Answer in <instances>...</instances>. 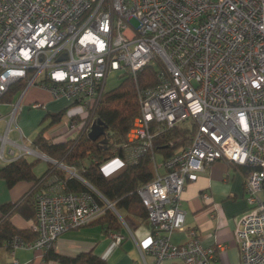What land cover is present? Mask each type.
<instances>
[{
    "label": "built area",
    "instance_id": "built-area-1",
    "mask_svg": "<svg viewBox=\"0 0 264 264\" xmlns=\"http://www.w3.org/2000/svg\"><path fill=\"white\" fill-rule=\"evenodd\" d=\"M148 63L158 81L138 87L140 114L128 131L125 160L108 162L137 161L163 126L185 123L194 132L167 158L152 155L155 177L138 189L150 226L145 253L155 264H212L223 243L204 246L195 229L183 243L170 237L185 228L187 183L225 160L249 169V210L234 229L242 264H264V0H0V96L31 74L26 87L38 85L80 104L84 112L72 114L66 139L93 123L110 72L135 77ZM20 147L25 155L38 152ZM54 181L36 192V237L13 235L7 241L13 252L30 248L45 261L62 232L113 205L88 182L92 190L66 191ZM111 235L117 243L123 238ZM9 264L20 262L14 257Z\"/></svg>",
    "mask_w": 264,
    "mask_h": 264
},
{
    "label": "trees",
    "instance_id": "trees-1",
    "mask_svg": "<svg viewBox=\"0 0 264 264\" xmlns=\"http://www.w3.org/2000/svg\"><path fill=\"white\" fill-rule=\"evenodd\" d=\"M30 76L31 74L13 82L0 96V100L12 99L21 92ZM157 81L155 68L153 64L148 63L137 72L135 77L125 73L118 85L104 89L93 112V122L100 120L104 125L105 133L95 140L88 135L92 122L75 138L56 141L47 134V129L62 120L67 108L72 104L70 103L59 111L47 112L44 120L49 119V121L40 127L30 141L32 148L73 168L80 177L113 203L117 212L107 207L100 217L90 222L100 224L107 232L119 233L122 230L124 222L120 215L128 214L138 224L147 220V210L141 201L138 189L155 177L152 155L167 158L190 143L194 132V128L191 130L181 124L163 126L154 138L152 149L140 155L137 161H124L110 171L104 170L103 164L111 158L115 156L125 158V148L130 143L127 137L128 131L136 116L140 114L138 87L152 86ZM39 161L38 157L21 154L0 167V176L6 180L9 187L21 180L32 182L30 189L18 201L1 205L0 247L7 246L6 242L15 234H20L26 239L36 237V232L31 228L32 224L26 228L17 227L11 221V214L19 212L34 221L36 192L49 178H53L54 182H63L66 191L92 190L82 179L51 162L41 174H38L35 167ZM96 196L105 204L101 197L97 194ZM44 257L64 264H110L106 258L93 250L66 255L52 247L46 251Z\"/></svg>",
    "mask_w": 264,
    "mask_h": 264
},
{
    "label": "crops",
    "instance_id": "crops-1",
    "mask_svg": "<svg viewBox=\"0 0 264 264\" xmlns=\"http://www.w3.org/2000/svg\"><path fill=\"white\" fill-rule=\"evenodd\" d=\"M34 103L38 105L34 106ZM16 104L18 109L12 116ZM69 105H66L62 98H55L48 89L38 85L25 87L12 99L0 100V153L2 152L0 167L23 154L21 145L31 147V138L36 134H30L32 132L29 129L32 125L26 122L23 125L26 126L24 128L29 136L25 135V129L17 121L19 113L22 114L26 107L38 108L41 113H36V118L41 115L39 124L43 126L47 112H56ZM71 116L72 114L64 125L51 126L47 134L56 141L66 139L64 133ZM118 165L119 163L113 168ZM247 172L246 166L217 160L201 172L196 180L189 181L182 192L181 200V207L185 212V228L173 232L171 240L175 243L186 242L192 237L191 230L195 229L202 245L209 246L217 242L224 244V249L216 254L212 264H242L240 251L234 238V229L240 216L249 210L245 191ZM31 186V181L21 180L9 187L6 180L0 176V217L1 205L18 201ZM204 193H208L209 198L206 199ZM120 216L124 220L126 218L127 222L119 233L107 232L100 224L88 223L62 232L56 239L54 249L66 255L93 250L106 258L110 264H146L145 260L147 264H155L154 258L145 253L150 236L147 220L138 224L128 214ZM11 221L17 227L26 228L32 224L33 219H27L19 212H14L11 214ZM113 232L123 237L120 243L112 237ZM14 257L20 264H64L53 259L44 261L41 253L30 248L19 247L13 252L8 244L0 247V264H9ZM161 264H170V262L165 260Z\"/></svg>",
    "mask_w": 264,
    "mask_h": 264
},
{
    "label": "rangeland",
    "instance_id": "rangeland-1",
    "mask_svg": "<svg viewBox=\"0 0 264 264\" xmlns=\"http://www.w3.org/2000/svg\"><path fill=\"white\" fill-rule=\"evenodd\" d=\"M121 80H122V75H120V72H118V71L110 72L107 79H106L105 89H111V88L115 87L116 85H118L121 82ZM62 100L66 102V105L72 103V100H69L66 98H62ZM38 112L41 113V111H39L38 108L36 109V108L26 107V110L22 114L19 113V115L17 116L18 124L21 125V127L22 126H23V128L26 127L25 125H23L26 122L31 123L32 127L29 130H31V132H32L30 134H33V135L37 132L38 128L40 126H42L39 124V119H40L41 115L38 118H36V113L38 114ZM76 112L79 114H82L84 112V109L80 104L73 103L67 108L66 113L64 114L62 120L60 122L55 123L54 125H56V124L57 125H64V123L69 119L70 115L73 113H76ZM47 121H48V119L44 120L43 123L46 124ZM182 125L188 126V124H185V123H183ZM24 132H25L26 136H29L26 133L27 132L26 129ZM47 133H49V129H47ZM28 155H29V157H35L36 156V157L40 158L39 163L35 167V171L38 174H41L45 170V167H47V165L50 163L49 160L45 159L44 157H40V155H42V154L39 152H36V154H28ZM158 158H160V156ZM52 163H54V162H52ZM54 164H57V163H54ZM103 165H104V169L108 171L111 168H113L114 166H116L117 162H115L114 160H111L109 162L108 161L105 162ZM68 169L75 172V170L73 168H68ZM123 221L125 223V222H127V219L125 218V220H123Z\"/></svg>",
    "mask_w": 264,
    "mask_h": 264
},
{
    "label": "water",
    "instance_id": "water-1",
    "mask_svg": "<svg viewBox=\"0 0 264 264\" xmlns=\"http://www.w3.org/2000/svg\"><path fill=\"white\" fill-rule=\"evenodd\" d=\"M105 133V129H104V125L103 123L100 121V120H96L92 123L91 127H90V130L88 132V135L90 138L92 139H97L98 137H100L101 135H103ZM42 157L48 159V160H51L52 159L48 158L45 154H42ZM56 162H61V161H56ZM111 208L116 211L115 207L112 205ZM117 212V211H116Z\"/></svg>",
    "mask_w": 264,
    "mask_h": 264
}]
</instances>
